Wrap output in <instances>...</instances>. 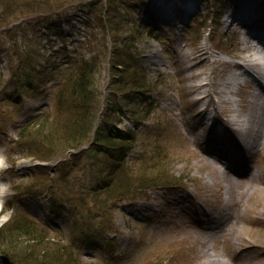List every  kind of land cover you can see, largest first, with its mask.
Returning a JSON list of instances; mask_svg holds the SVG:
<instances>
[{
	"label": "rangeland",
	"instance_id": "374dc122",
	"mask_svg": "<svg viewBox=\"0 0 264 264\" xmlns=\"http://www.w3.org/2000/svg\"><path fill=\"white\" fill-rule=\"evenodd\" d=\"M89 1H61L55 5L54 0H40L38 9L23 11L17 7L6 22H0V88L9 87L13 71L26 49L41 48L50 55L54 53L53 48H61L60 45L66 42L71 50L89 54L106 48L107 41L111 46L100 13L89 12L86 6ZM181 1L196 2L197 7L178 5L177 0H138L129 12L131 17L141 11L143 18L151 17L160 36L143 40L146 46L144 62L153 78L148 92L155 96L156 103L141 124L131 152L146 145H157L172 168L157 186L142 191L123 205V210L137 222L132 229L125 226L120 229L119 251L133 250L136 260L133 264H264V149L257 152L255 148L246 149L242 145L244 140L238 136L241 132L237 131L238 124L232 119L235 111L231 103H220V90H231L227 84L233 76V71L223 63L242 59L240 55L246 51L242 43L245 28L228 24L231 20L228 12L243 0ZM257 1L264 6V0ZM165 7L179 14L175 22L160 16ZM168 13L166 10V15ZM59 22L63 23L66 36L55 35L53 27ZM13 25L17 44L10 30ZM205 46L209 52L206 57H199L194 66L192 54L201 55L200 48ZM214 58L217 60L213 61ZM37 59L32 66L35 73L48 65L44 56ZM203 70H207L208 75L203 73L197 81L212 79L214 84L194 92L192 85L197 81L191 75ZM104 77L105 73L98 83L101 91L105 87ZM57 83L51 77H40L39 92L26 96L21 106L0 102V149L7 159L0 170V178L8 187L2 208V214L8 217L0 230L17 213L38 218L48 214L57 220L67 213L68 205L52 207L50 185H56L55 197L68 199L70 194L54 180L43 178L45 174L39 169L70 158V152L48 160L23 156L27 145L19 143L15 133V126L26 117L53 108ZM253 86L252 90L255 89ZM43 89L47 93L42 92ZM206 89L211 91L208 100L197 101ZM232 90L233 98L245 101L251 98L249 92L252 91L248 86L240 87L237 94ZM240 102V113L237 111L236 114L241 120L248 113V106L244 101ZM205 105L207 108L201 109ZM131 123L128 119L118 126ZM216 125L235 131L239 146L230 139L232 148L237 154L251 155L243 162L248 164L246 169L230 170L227 165L231 163L224 153L211 146L212 139L208 137ZM32 146L37 150H51L47 144ZM246 170L255 175L242 176ZM75 173L82 175L80 171ZM40 175L36 181L30 179ZM69 200L68 204L72 201ZM4 241L0 236V264H16L4 254L6 251L10 256L14 254L11 247L2 244ZM84 257L89 255L85 252Z\"/></svg>",
	"mask_w": 264,
	"mask_h": 264
},
{
	"label": "trees",
	"instance_id": "16d2710c",
	"mask_svg": "<svg viewBox=\"0 0 264 264\" xmlns=\"http://www.w3.org/2000/svg\"><path fill=\"white\" fill-rule=\"evenodd\" d=\"M30 1L2 0L0 22H6L17 7L23 11L38 9L40 0ZM54 1L56 5L71 0ZM137 2L89 1L86 6L89 12L100 13L111 46L107 41L106 48L89 54L71 50L66 42L61 48H50L54 52L50 55L41 48L26 49L7 91L0 88V102L19 107L26 96L39 92L40 77L57 81L53 108L26 117L15 126V133L18 142L27 145L23 156L48 160L73 150L70 158L39 169L45 174L43 178L54 180L70 194L68 199L55 197L56 185H50L52 207L68 205L61 220L48 214L38 218L17 213L0 230L5 240L2 244L14 252L13 256L8 251L4 254L17 264L136 263L133 250L119 251L120 229H132L137 222L123 210V205L157 186L172 168L157 145L131 152L141 124L156 103L155 96L148 92L153 78L144 62L143 40L160 37L152 21L141 16L142 11L129 15ZM62 24L53 27L55 35L66 36ZM10 30L17 44L15 25ZM35 36L38 38V31ZM42 56L48 59V65L35 73L33 63ZM103 73L106 82L101 91L98 83ZM41 91L47 93L45 89ZM128 119L132 125L118 126ZM35 143L47 144L51 150L33 149ZM41 176L30 179L36 181ZM8 209L12 207L9 205ZM85 252L88 258L84 257Z\"/></svg>",
	"mask_w": 264,
	"mask_h": 264
},
{
	"label": "bare ground",
	"instance_id": "6f19581e",
	"mask_svg": "<svg viewBox=\"0 0 264 264\" xmlns=\"http://www.w3.org/2000/svg\"><path fill=\"white\" fill-rule=\"evenodd\" d=\"M191 6H197L196 2H191ZM183 10V8H182ZM229 25H240L245 28L242 43L244 44L245 52H242L240 57L246 61V66H244L239 60L234 63H229L225 61L223 64L226 65L229 69L233 71V76L231 75L228 81V88L233 89L232 93L237 94L242 86H248L251 98L247 101L240 98H233L231 96V90L223 92L220 90L222 97L220 99L221 105L223 102L231 103L232 109L235 111V114L232 117L234 123L238 124L236 127L239 133L240 139L244 140L242 145L247 147L255 148L257 152L261 149H264V6L261 1H252V0H243L238 4H235L234 7L228 12ZM228 20V19H227ZM241 31V30H240ZM207 46L200 48L201 55L192 54V60H194V66L198 64L199 57H206L209 49ZM217 58H214V60ZM198 61V62H197ZM210 61V60H209ZM238 72L239 75L236 74ZM203 73L208 75L207 70L202 72L195 71L191 76L196 79H199ZM237 75V76H236ZM243 80V85H242ZM214 84L212 79L206 81L195 82L192 85L194 92L208 87ZM254 84V86H253ZM238 85V86H237ZM252 86L255 88L252 90ZM218 91V93H220ZM230 94V96L228 94ZM211 91L205 90L201 96L196 98L197 101H202L203 99L210 97ZM244 101L248 106V113L245 114L244 119H239V115L236 114L238 111L240 113L241 102ZM233 104L235 105L233 108ZM242 107L244 105L242 104ZM207 107H205L206 109ZM205 123V119L202 120V124ZM217 128L213 129L210 132L208 137L211 140V146L215 149L219 148L226 156V159L231 164L227 165V168L230 170L241 171L246 169L248 166L246 162L247 159L251 158L250 154L243 155L242 153L237 154L231 146L230 139L239 146V141L234 136L235 131L227 126L216 125ZM237 134V133H236ZM241 143V141H240ZM214 149V150H215ZM237 156V157H236ZM6 157L3 151L0 149V170L6 164ZM236 164H239L237 166ZM232 168V169H231ZM251 170V169H250ZM250 170L242 172V176L248 174L254 176L255 174ZM7 185L3 182V179L0 178V226L7 219V214H2V208L4 204V199L7 194Z\"/></svg>",
	"mask_w": 264,
	"mask_h": 264
}]
</instances>
